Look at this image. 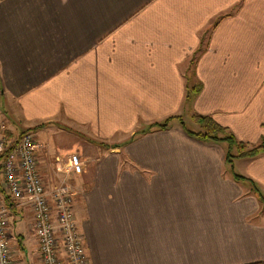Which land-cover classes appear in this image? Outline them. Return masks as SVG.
Here are the masks:
<instances>
[{"label": "crops", "instance_id": "crops-1", "mask_svg": "<svg viewBox=\"0 0 264 264\" xmlns=\"http://www.w3.org/2000/svg\"><path fill=\"white\" fill-rule=\"evenodd\" d=\"M185 111L264 138V0H0V133L44 145L41 171L79 154L87 264H264V154L230 170ZM0 197L12 264H39L1 166Z\"/></svg>", "mask_w": 264, "mask_h": 264}, {"label": "built area", "instance_id": "built-area-1", "mask_svg": "<svg viewBox=\"0 0 264 264\" xmlns=\"http://www.w3.org/2000/svg\"><path fill=\"white\" fill-rule=\"evenodd\" d=\"M31 133L17 141L0 138V166L4 189L16 206L29 207L39 264H87L83 236L76 226L71 178L82 173L76 152L57 156L50 164L54 182L44 178L36 152L43 148ZM10 205L0 197V264H12L6 220Z\"/></svg>", "mask_w": 264, "mask_h": 264}, {"label": "trees", "instance_id": "trees-1", "mask_svg": "<svg viewBox=\"0 0 264 264\" xmlns=\"http://www.w3.org/2000/svg\"><path fill=\"white\" fill-rule=\"evenodd\" d=\"M189 94L190 93L186 94V98L189 97ZM192 117L198 125V128L194 131L184 127L186 132L203 141L223 143L225 146V161L229 164L232 163L234 158H249L257 156L259 154H264V138L260 139L257 143H247L244 141H240L227 127L221 126L220 124L215 122L211 115L193 114ZM169 118L165 119L163 123H156L151 125L149 129L153 127H166V123ZM25 132L26 131L22 132L21 134ZM21 134H19V137ZM15 141H17V139L13 142ZM233 175L235 178H242V176L240 175ZM254 188L256 189V187Z\"/></svg>", "mask_w": 264, "mask_h": 264}, {"label": "rangeland", "instance_id": "rangeland-1", "mask_svg": "<svg viewBox=\"0 0 264 264\" xmlns=\"http://www.w3.org/2000/svg\"><path fill=\"white\" fill-rule=\"evenodd\" d=\"M184 126L185 128L187 129H190V130H194L193 126V122H192V116H190V113L187 114L186 111L184 112ZM2 122H5L7 125H12L11 123V119L8 117V115H6V113H1L0 114V124ZM3 126V125H2ZM197 130V129H195ZM232 132V131H231ZM4 135H2V132L0 133V138L3 137ZM17 136V135H16ZM12 141V140H11ZM248 159V157H245V158H234L232 163L229 165L230 167V170L232 171H236V173H239L241 174V169H242V166L244 164V162ZM48 164H47V167L45 166L43 169H42V174L44 176V178L48 179L49 177L51 178L50 180L48 179L49 182H51L53 179V174L52 172L50 171V164L49 162L50 161H47Z\"/></svg>", "mask_w": 264, "mask_h": 264}]
</instances>
